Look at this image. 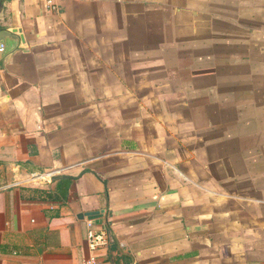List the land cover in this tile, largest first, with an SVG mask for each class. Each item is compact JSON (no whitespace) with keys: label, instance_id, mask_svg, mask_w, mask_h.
I'll return each instance as SVG.
<instances>
[{"label":"crops","instance_id":"0c3cea01","mask_svg":"<svg viewBox=\"0 0 264 264\" xmlns=\"http://www.w3.org/2000/svg\"><path fill=\"white\" fill-rule=\"evenodd\" d=\"M58 3L1 14L0 264H264V0Z\"/></svg>","mask_w":264,"mask_h":264},{"label":"built area","instance_id":"2783aa9c","mask_svg":"<svg viewBox=\"0 0 264 264\" xmlns=\"http://www.w3.org/2000/svg\"><path fill=\"white\" fill-rule=\"evenodd\" d=\"M44 1L51 11H57L59 9L58 0ZM0 51H4L3 45L0 46ZM57 174L55 170L35 171L30 174V179L35 183L51 182ZM88 226L87 241L89 255L84 259L83 264H99L97 252L108 246L109 235L107 231L95 228L91 221L88 223Z\"/></svg>","mask_w":264,"mask_h":264},{"label":"water","instance_id":"95a60500","mask_svg":"<svg viewBox=\"0 0 264 264\" xmlns=\"http://www.w3.org/2000/svg\"><path fill=\"white\" fill-rule=\"evenodd\" d=\"M6 0H0V46L3 45L5 52L7 49V42H17L20 45V41H24V37L21 34L20 29H10L6 26L2 25L3 19L1 18V14L4 10Z\"/></svg>","mask_w":264,"mask_h":264},{"label":"trees","instance_id":"16d2710c","mask_svg":"<svg viewBox=\"0 0 264 264\" xmlns=\"http://www.w3.org/2000/svg\"><path fill=\"white\" fill-rule=\"evenodd\" d=\"M72 177H62L60 178V183H59V191L62 192V194L65 196L66 193H67V190L69 189V186L71 184V181H72Z\"/></svg>","mask_w":264,"mask_h":264}]
</instances>
